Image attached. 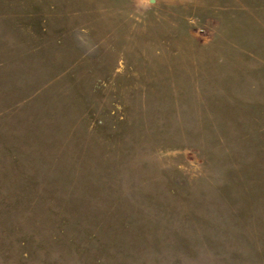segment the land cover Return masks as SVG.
<instances>
[{"label":"rangeland","instance_id":"1","mask_svg":"<svg viewBox=\"0 0 264 264\" xmlns=\"http://www.w3.org/2000/svg\"><path fill=\"white\" fill-rule=\"evenodd\" d=\"M0 264H264V0H0Z\"/></svg>","mask_w":264,"mask_h":264}]
</instances>
